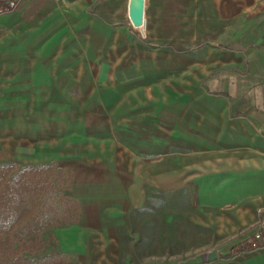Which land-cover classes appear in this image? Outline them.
<instances>
[{
	"label": "crops",
	"instance_id": "1",
	"mask_svg": "<svg viewBox=\"0 0 264 264\" xmlns=\"http://www.w3.org/2000/svg\"><path fill=\"white\" fill-rule=\"evenodd\" d=\"M97 1L66 0L70 24L47 17L4 55L0 47L8 159L55 160L73 171L82 213L57 228H69L58 232L60 249L77 253L78 264L100 252L115 264L117 228L148 206L150 186L187 192L189 222L229 239V248L250 239L264 220V0H197L236 21L230 47L141 45L127 42L131 27L105 29L95 60L90 22L118 17L94 16ZM213 264H264V246Z\"/></svg>",
	"mask_w": 264,
	"mask_h": 264
},
{
	"label": "rangeland",
	"instance_id": "2",
	"mask_svg": "<svg viewBox=\"0 0 264 264\" xmlns=\"http://www.w3.org/2000/svg\"><path fill=\"white\" fill-rule=\"evenodd\" d=\"M37 1L31 0L17 11L0 17V47L3 46L1 49L5 50L3 55L7 52V45L13 44L14 37L18 38L26 29L41 25L47 17L55 16L56 20L70 24L65 13L69 10L66 0H43L40 3ZM109 1L111 0H98L89 9L94 16L105 15L107 12L118 15L113 19L90 22L97 31L91 39L95 60L101 57L100 48L107 36L103 32L105 29L123 28L127 31V27H131L135 34L129 37L127 33V42L148 46L174 43L179 48L198 44L207 48L221 43L230 47L235 43L230 37V32L236 27V21L229 20V14L219 18L213 4H198L197 0H146V24L134 27L129 18L128 0L120 4H109ZM204 8H207L206 12ZM56 9L60 14L51 15ZM233 23L235 27L231 30ZM107 86L116 87V84L90 85L100 91ZM3 133L4 131L1 134ZM1 141L5 143L4 136ZM148 192V206L144 210L132 212L129 225L125 229L119 231L117 228L119 236L121 235L122 247L115 264H213L214 261L208 262L205 259L207 253L213 250L219 255L215 261L233 260L235 256L230 254L229 239H222L223 237L211 230H199L188 224L191 206L187 192L165 193L153 186L148 188ZM68 229H56V233L66 235ZM58 248L60 249L51 243L49 251ZM109 259L111 260V256L108 252H100L96 260L93 258L88 263L109 264L106 262Z\"/></svg>",
	"mask_w": 264,
	"mask_h": 264
},
{
	"label": "trees",
	"instance_id": "3",
	"mask_svg": "<svg viewBox=\"0 0 264 264\" xmlns=\"http://www.w3.org/2000/svg\"><path fill=\"white\" fill-rule=\"evenodd\" d=\"M8 157L0 144V264H77V253L59 248L49 251L51 243L61 246L57 228L80 221L81 200L71 194L72 169L55 160L25 164ZM121 229L125 228L118 227ZM263 246L264 238L256 241V246L254 240L247 239L233 245L230 254Z\"/></svg>",
	"mask_w": 264,
	"mask_h": 264
},
{
	"label": "water",
	"instance_id": "4",
	"mask_svg": "<svg viewBox=\"0 0 264 264\" xmlns=\"http://www.w3.org/2000/svg\"><path fill=\"white\" fill-rule=\"evenodd\" d=\"M129 18L134 27L146 24V0H130L128 6ZM218 254L215 250L207 253L205 259L209 262L216 260Z\"/></svg>",
	"mask_w": 264,
	"mask_h": 264
},
{
	"label": "built area",
	"instance_id": "5",
	"mask_svg": "<svg viewBox=\"0 0 264 264\" xmlns=\"http://www.w3.org/2000/svg\"><path fill=\"white\" fill-rule=\"evenodd\" d=\"M28 0H0V17L17 11L21 5ZM250 239L256 241L261 240L264 236V220H262L255 228L250 230Z\"/></svg>",
	"mask_w": 264,
	"mask_h": 264
}]
</instances>
